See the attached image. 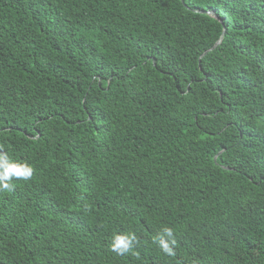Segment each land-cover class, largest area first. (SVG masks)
I'll return each instance as SVG.
<instances>
[{"label": "trees", "instance_id": "16d2710c", "mask_svg": "<svg viewBox=\"0 0 264 264\" xmlns=\"http://www.w3.org/2000/svg\"><path fill=\"white\" fill-rule=\"evenodd\" d=\"M0 151V264H264V0H0Z\"/></svg>", "mask_w": 264, "mask_h": 264}, {"label": "clouds", "instance_id": "9594fccd", "mask_svg": "<svg viewBox=\"0 0 264 264\" xmlns=\"http://www.w3.org/2000/svg\"><path fill=\"white\" fill-rule=\"evenodd\" d=\"M34 169L26 162L14 161L5 153L0 151V191H14L15 186L12 181L15 180H30L33 176ZM134 234H114L111 239V250L118 255L128 253L134 246L136 241ZM160 250L168 255L174 256V239L173 229L164 227L156 240Z\"/></svg>", "mask_w": 264, "mask_h": 264}, {"label": "water", "instance_id": "95a60500", "mask_svg": "<svg viewBox=\"0 0 264 264\" xmlns=\"http://www.w3.org/2000/svg\"><path fill=\"white\" fill-rule=\"evenodd\" d=\"M182 3H183V0H180ZM207 15H209V16H212L213 18H215V19H217L216 17H215V15L213 14V13H209V12H207L206 13ZM223 34H224V31H223ZM223 34H222V36H221V38H220V40L208 51V52H210V51H212V50H214L220 43H221V40H222V38H223ZM207 53V52H206ZM205 53V54H206ZM204 54V55H205Z\"/></svg>", "mask_w": 264, "mask_h": 264}]
</instances>
